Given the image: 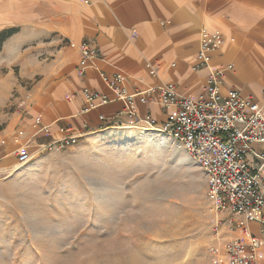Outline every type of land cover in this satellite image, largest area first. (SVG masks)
<instances>
[{
    "label": "rangeland",
    "instance_id": "374dc122",
    "mask_svg": "<svg viewBox=\"0 0 264 264\" xmlns=\"http://www.w3.org/2000/svg\"><path fill=\"white\" fill-rule=\"evenodd\" d=\"M6 41L0 264H210L215 212L207 178L170 136L110 128L19 166L13 136L33 118L27 106L35 86L21 67L20 42Z\"/></svg>",
    "mask_w": 264,
    "mask_h": 264
},
{
    "label": "crops",
    "instance_id": "0c3cea01",
    "mask_svg": "<svg viewBox=\"0 0 264 264\" xmlns=\"http://www.w3.org/2000/svg\"><path fill=\"white\" fill-rule=\"evenodd\" d=\"M12 27L19 31L6 43L18 39L21 67L34 78L28 113L41 115L54 137L60 127L89 136L128 125L126 105L102 73L124 74L130 92L173 81L182 95L202 94L209 68L195 65L203 30L226 37L212 61L214 66L233 65L225 71L222 90L238 89L264 106V0H0V30ZM83 43L96 55L81 67ZM85 87L107 94L111 102L82 113ZM136 109L140 116L152 114L159 124L166 118L157 96L148 103L137 100ZM33 118L23 121L24 140L36 132ZM250 228L258 231L259 225L253 222ZM222 234L223 240L240 236L228 222ZM260 254L259 264H264V246Z\"/></svg>",
    "mask_w": 264,
    "mask_h": 264
},
{
    "label": "built area",
    "instance_id": "2783aa9c",
    "mask_svg": "<svg viewBox=\"0 0 264 264\" xmlns=\"http://www.w3.org/2000/svg\"><path fill=\"white\" fill-rule=\"evenodd\" d=\"M225 35L203 30L195 69L209 68L204 92L199 96L182 95L176 84L168 81L161 86L130 92L126 77L121 72L102 73V78L116 98L126 105L129 126L170 136L201 166L207 178V195L215 212L212 222L213 242L208 246L210 264H259L260 249L264 246V106L238 89L227 88L225 71L232 64L214 66L213 54L225 43ZM81 67L96 55L90 45L83 43ZM151 75L157 70L150 62ZM264 94V91H263ZM85 106L82 113L111 102V98L97 89L82 90ZM159 97L165 120L159 124L152 114L140 116L136 102L148 103ZM101 119L105 117L100 115ZM36 132L27 140V128H19L13 136L19 166L37 158L43 151L74 144L88 133L76 132L71 127H60L54 137L51 126L43 117L32 119ZM51 137L41 142V137ZM38 147L37 150L32 148ZM227 213L222 217V214ZM238 229L240 236L223 240L222 227ZM256 222L258 231L250 224Z\"/></svg>",
    "mask_w": 264,
    "mask_h": 264
},
{
    "label": "trees",
    "instance_id": "16d2710c",
    "mask_svg": "<svg viewBox=\"0 0 264 264\" xmlns=\"http://www.w3.org/2000/svg\"><path fill=\"white\" fill-rule=\"evenodd\" d=\"M16 32L14 28H6L0 31V49L2 44Z\"/></svg>",
    "mask_w": 264,
    "mask_h": 264
},
{
    "label": "bare ground",
    "instance_id": "6f19581e",
    "mask_svg": "<svg viewBox=\"0 0 264 264\" xmlns=\"http://www.w3.org/2000/svg\"><path fill=\"white\" fill-rule=\"evenodd\" d=\"M111 131H109V133L108 134H113V133H116L117 131H115V128H112V129H110ZM118 133V132H117ZM201 264H202V262H201Z\"/></svg>",
    "mask_w": 264,
    "mask_h": 264
}]
</instances>
